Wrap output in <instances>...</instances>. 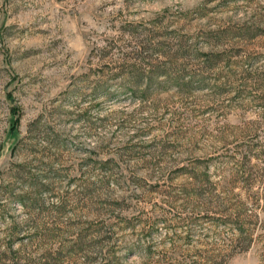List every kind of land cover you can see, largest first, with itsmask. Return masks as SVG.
Here are the masks:
<instances>
[{
	"label": "rangeland",
	"instance_id": "rangeland-1",
	"mask_svg": "<svg viewBox=\"0 0 264 264\" xmlns=\"http://www.w3.org/2000/svg\"><path fill=\"white\" fill-rule=\"evenodd\" d=\"M210 255L264 264V0H0V264Z\"/></svg>",
	"mask_w": 264,
	"mask_h": 264
},
{
	"label": "trees",
	"instance_id": "trees-1",
	"mask_svg": "<svg viewBox=\"0 0 264 264\" xmlns=\"http://www.w3.org/2000/svg\"><path fill=\"white\" fill-rule=\"evenodd\" d=\"M142 51H138V52H135L134 56L131 58L133 59L134 61H141V62H144L145 60H148L150 59V57L148 56H142V53H145L146 51H148V47H142L141 48ZM180 55H178L179 53H177V57H183L182 54L185 53V51L182 52V49L180 51ZM195 56L198 57V54H195ZM184 58V57H183ZM210 58V57H208ZM207 58V59H208ZM212 59H209L208 61H210ZM207 61V60H206ZM207 67H204V69H206ZM156 75H163L161 74L160 72L157 73ZM136 80H140L141 78V75H137L135 76ZM242 214H239V213H236L234 218H233V221L235 222V224H232L231 222H229L228 220H225L226 222L224 223V226H226L229 230L233 231V234H234V238L231 239V242H230V245H229V249H230V252L229 253H235L236 250H238V252H241V251H245L247 248H248V243H249V234L247 232V230H244V228L241 226L242 223H241V219L242 218ZM240 219V225H237V222L236 220ZM233 222V223H234ZM232 225L234 227H232ZM106 237L104 238L106 240V242H109V240L111 239L110 238V233H109V230L105 233ZM225 256H229V254H226ZM205 262L208 263V264H222V261H223V258H219L216 257V256H206L204 258ZM104 264H109V262H106Z\"/></svg>",
	"mask_w": 264,
	"mask_h": 264
}]
</instances>
